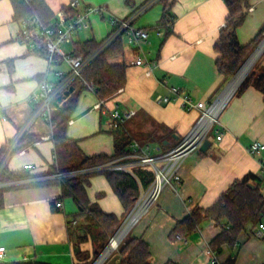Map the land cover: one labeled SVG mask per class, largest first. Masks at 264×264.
<instances>
[{
	"label": "crops",
	"instance_id": "crops-1",
	"mask_svg": "<svg viewBox=\"0 0 264 264\" xmlns=\"http://www.w3.org/2000/svg\"><path fill=\"white\" fill-rule=\"evenodd\" d=\"M43 1L53 13V24L57 13L67 9L72 0ZM80 1L89 6H104L106 13L92 15L89 27L71 44L62 47L65 54L74 52L76 42L104 41L113 29L108 15L129 18L150 0ZM246 12L247 17L237 31L241 45H248L264 32V0H248ZM163 14L164 3L159 0L134 22L135 27L149 32V43L142 50L147 59L156 62V67L135 65L136 54L124 37L125 55L116 61L128 66L127 82L123 89L106 99L109 108L118 105L121 111L136 112L124 129L132 136L151 135L152 138L141 143L151 148L154 145L157 152L175 147L195 127L201 115L198 110H186L179 100L158 103V96L172 97L170 89L178 87L188 92L194 102L210 104L223 97L229 85L225 87L229 79L218 72L215 51L229 14L225 0H175L171 7L174 18L171 29L162 27ZM19 29L12 0H0V148L10 144L29 121L36 108L32 95L38 85L46 77L57 81V72L70 71L62 57L50 65L44 55L31 53L18 39ZM238 90L220 115L225 128L223 138L217 140V134L212 131L208 137L210 146L189 155L182 163L181 183L164 186L158 199L129 232L150 245L152 264L169 261L211 264L207 250L221 232L214 221L205 220L190 236L178 235L182 240L171 239V232L194 208L213 206L235 181L263 171L264 151L252 156L249 147L256 141L264 144V96L254 85ZM99 102L86 84L74 81L53 102L52 116L70 104L73 106L65 133L75 145L57 147L55 129L40 117L25 133L39 140L10 157L7 170L29 177L2 183L8 188L4 206L0 208V247L6 248L3 264L78 262V246L70 237L69 227L76 221L82 222V218L77 216L79 209L74 200L62 199L61 188L54 182L63 179L70 173L67 169L84 157L116 155L115 130L110 127L109 117L98 108ZM83 173H95L87 188L92 203L121 219L131 213L137 202L126 214L103 172L88 169ZM148 189L141 188V194ZM57 203H62V207L58 208ZM256 232V225H248L236 246H225L216 255L217 262L264 264V237H258ZM80 248L92 252L90 242ZM99 256H93L91 264ZM117 258L119 264V255Z\"/></svg>",
	"mask_w": 264,
	"mask_h": 264
},
{
	"label": "trees",
	"instance_id": "trees-1",
	"mask_svg": "<svg viewBox=\"0 0 264 264\" xmlns=\"http://www.w3.org/2000/svg\"><path fill=\"white\" fill-rule=\"evenodd\" d=\"M162 1L164 3V14L161 25L166 26L171 23L173 26L174 18L171 14V7L175 0ZM225 3L229 14L226 20L227 23L220 31L216 41L215 51L217 53L216 66L218 72L230 79L235 76L262 41L263 32L248 45H241L237 31L247 17L248 0H225ZM12 4L14 17L19 21L36 15L46 24L52 22L53 13L43 0H12ZM104 41L100 43L95 40L76 42L74 43V55L90 57L98 51ZM124 55L123 36H120L85 67L83 78L87 83L94 86L95 93L100 100H106L114 96L125 87L128 66L125 62L116 61ZM250 85H254L264 96V54L241 84L238 92L243 91ZM72 107L70 104L53 116L54 141L57 147L75 145L67 138L65 133V125L70 118ZM114 133L116 136L115 156L84 157L78 164L67 169L68 172L101 166L115 158L125 156L129 151L130 143L134 139L142 142L152 138L151 135L147 138L144 135L132 136L126 132L124 127L115 130ZM38 140L39 138L36 136L24 134L13 154L32 146ZM8 145L0 148V163L4 158ZM94 174L80 173L54 182L61 188L62 199L71 198L74 200L79 209L77 216L82 218V222L76 221V224L71 223L69 227L70 237L73 240L75 237L78 246V250H76L78 262L76 264H91L92 257L99 255L122 223V219L117 215L104 212L97 203L90 201L87 188L90 186V180ZM103 174L119 196L126 214L132 210L140 198L141 188L143 190L148 189L155 177L153 171L149 168L137 169L135 174L138 179L130 173L121 171H106ZM28 177L9 172L5 168L0 177V183L22 180ZM7 190V187L0 188V208L4 206V194ZM263 192L264 177L261 176V173H249L242 179L235 181L213 206L209 208L196 207L186 218L178 221L170 234V238L175 239L178 235L190 236L197 232L205 220H212L221 227V232L210 242V248L218 255L225 246H236L241 236L245 234L248 225L257 226L264 220ZM87 242L92 244V252L80 248L82 244ZM117 253L120 257L119 264H152L150 245L145 240L132 237L130 234L120 244ZM166 264L179 263L169 261ZM226 264H235V261L230 260Z\"/></svg>",
	"mask_w": 264,
	"mask_h": 264
},
{
	"label": "built area",
	"instance_id": "built-area-1",
	"mask_svg": "<svg viewBox=\"0 0 264 264\" xmlns=\"http://www.w3.org/2000/svg\"><path fill=\"white\" fill-rule=\"evenodd\" d=\"M158 1L159 0L148 1L143 7L126 19H120L113 15H108V21L113 28L112 32L102 43L98 51L87 58L84 56H75L74 52L65 54L62 51V47L66 44H71L81 31L89 27V20L92 15H103L106 13V8L104 6H89L83 4L80 0H72L67 9H63L57 13L56 20L51 25L46 24L36 15L20 20V29L18 33V39L20 42L25 44L31 53L44 55L50 65H53L57 57H62V59L69 65L70 71L67 74L57 72V81H51L46 77L38 85L37 90L32 95V100L35 101L36 108L29 121L19 132L18 136L8 145L4 158L0 163V177L7 167L10 157L16 150L19 141L26 133L28 127L36 119L42 117L53 127L52 104L68 86L74 81L79 80L86 84L95 93L94 86L84 80L83 71L100 52L107 48L118 37L123 36V38L125 37L127 39L128 45H130L136 54L134 60L135 65L147 66L150 69L156 67V62L147 59L146 54L142 50L143 45L149 43V32L146 29L135 27L134 22L140 15ZM162 27L171 29L172 24L169 23ZM170 91L172 97L160 95L156 98V101L158 103H170L173 100H179L186 110H198L201 113L200 119L195 127L175 147L165 152L159 150V154L155 155L152 153L151 146L143 145L141 142L134 139L130 143L129 151L125 156L108 162L98 168L91 169L97 172H126L130 173L136 179L138 178L135 171L139 168H149L153 171L155 176L154 181L149 189L141 194L138 206L132 216L135 215L136 212L146 203L148 204V210L158 199L164 186L171 185L174 182L181 183L182 179L179 172L182 163L189 155L200 149L212 131H215L217 134V140H221L224 135L225 128L220 123V114L225 106L216 117H211L215 106L222 96L217 101L210 104L206 102L196 103L188 92H185L178 87H172ZM98 108L102 110L103 114L109 117L110 127L113 130L121 129L127 121L133 119L136 115L135 111H121L118 105L109 108L104 99L100 100ZM263 151L264 144L258 141L252 143L249 147V153L252 156L257 157ZM83 172H85V170L73 171L68 173L65 177ZM261 176L264 177V163ZM3 186L4 185L0 183V188ZM56 206L61 208L62 203H57ZM256 235L261 238L264 237V222L257 225ZM177 239L182 240L179 236ZM207 254L211 257V264H219L217 262L216 254L211 248H208ZM5 257L6 248L1 246L0 263L4 262Z\"/></svg>",
	"mask_w": 264,
	"mask_h": 264
},
{
	"label": "bare ground",
	"instance_id": "bare-ground-1",
	"mask_svg": "<svg viewBox=\"0 0 264 264\" xmlns=\"http://www.w3.org/2000/svg\"><path fill=\"white\" fill-rule=\"evenodd\" d=\"M260 51L256 53V55L248 62V64L241 70L239 75L233 80V82L230 84L228 89L225 91V94L223 97L220 98L217 105L214 108V111L212 112L211 117L214 118L217 116V114L223 109V107L226 105L234 91L237 89V87L241 84L245 74L248 72L250 66L253 64L254 60L258 56ZM148 204L146 203L143 205L135 215H133L126 223L125 225L120 229L118 234L115 236V238L111 241L109 246L104 250L102 255L100 256L99 260L96 264H102L107 257L117 249L119 244L123 241V239L126 237L127 233L130 232L132 227L135 225V223L139 220V218L146 213ZM129 231V232H128Z\"/></svg>",
	"mask_w": 264,
	"mask_h": 264
},
{
	"label": "water",
	"instance_id": "water-1",
	"mask_svg": "<svg viewBox=\"0 0 264 264\" xmlns=\"http://www.w3.org/2000/svg\"><path fill=\"white\" fill-rule=\"evenodd\" d=\"M264 29V27H263ZM259 52L258 56L256 57V59L254 60L253 64L250 66L248 72L245 74L241 84L244 82V80L246 79L247 75L249 74V72L251 71V69L253 68V66L256 64V62L260 59V57L264 54V40L262 41V43L256 48V50L248 57V59L245 61V63L242 65V67L238 70V72L235 74V76L233 77V79L230 81L228 87L230 86V84L233 82V80L239 75V73L241 72V70L248 64V62L256 55V53ZM241 84L237 87V89L234 91V93L232 94V96L236 93V91L238 90V88L241 86ZM228 87L226 88V90L228 89ZM231 96V97H232ZM230 97V98H231ZM210 146V141L207 139L204 141L203 145L200 147V150H206L208 147ZM139 203V200L137 201L135 207L133 208V210L131 211V213L129 214L128 218L129 219L132 214L134 213L135 209L137 208ZM127 222V220L118 228V230L116 231V233L114 234V236L111 238V240L109 241V243L104 247V250L109 246V244L111 243V241L115 238V236L118 234V232L120 231V229L125 225V223ZM121 244V243H120ZM119 244V245H120ZM103 250V252H104ZM102 252V253H103ZM102 253L100 254V256L102 255ZM100 256L97 258V260L93 263L96 264L97 261L99 260Z\"/></svg>",
	"mask_w": 264,
	"mask_h": 264
},
{
	"label": "rangeland",
	"instance_id": "rangeland-1",
	"mask_svg": "<svg viewBox=\"0 0 264 264\" xmlns=\"http://www.w3.org/2000/svg\"><path fill=\"white\" fill-rule=\"evenodd\" d=\"M263 40H264V32H263V35H262V41H263ZM262 41H260V43L258 44V46L262 43ZM258 46H257V47H258ZM257 47H256V48H257ZM255 50H256V49H255ZM255 50H254V51H255ZM254 51H253V52H254ZM253 52H252V53H253ZM252 53H251V54H252ZM251 54H250V55H251ZM256 63H257V62H256ZM254 66H255V65H254ZM254 66H253V68H254ZM253 68H252V69H253ZM252 69H251V71H252ZM251 71H250V72H251ZM250 72H249V73H250ZM258 73H259V72H258ZM248 75H249V74H248ZM248 75H247V76H248ZM232 79H233V77H231V78L227 81L225 87L229 84V82H230ZM212 103H213V102H212ZM220 115H221V114H220ZM151 150H152V153H153V154H155V155H156V154H159V153L156 151V148H155L154 145H152ZM128 215H129V214H128ZM128 215L122 219V223H121V225H122L126 220L128 221V220L130 219V218L127 219V218H128ZM140 221H141V218L135 223V225H137V223H139ZM121 225H120V226H121ZM131 231H132V229H131ZM131 231H130V233H131ZM128 232H129V231H128ZM128 234H129V233H127L126 237L128 236ZM126 237L123 239V241L126 239ZM123 241H122V242H123ZM74 242H76V241H75V237H74ZM122 242H121V243H122ZM119 246H120V245H119ZM119 246L117 247L116 250H114V251H113V252L107 257L108 260H107V259L105 260V261H107L105 264H118V258H117L118 253H117V251H118ZM103 250H104V248L101 250V252L99 253V255L103 252ZM97 258H98V257H96L95 260H96ZM105 261H104V262H105Z\"/></svg>",
	"mask_w": 264,
	"mask_h": 264
}]
</instances>
